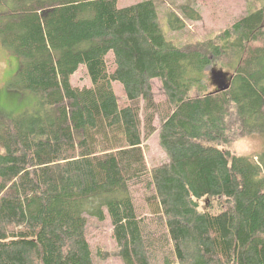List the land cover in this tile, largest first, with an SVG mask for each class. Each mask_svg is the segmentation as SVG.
Here are the masks:
<instances>
[{
	"label": "trees",
	"instance_id": "1",
	"mask_svg": "<svg viewBox=\"0 0 264 264\" xmlns=\"http://www.w3.org/2000/svg\"><path fill=\"white\" fill-rule=\"evenodd\" d=\"M119 2L0 0L1 42L21 59L6 88L36 97L0 110V264H264V151L231 149L264 134V5L182 44L155 0ZM181 10L173 31L201 19ZM138 61L162 101L120 103ZM82 67L88 87L72 82ZM155 135L166 161L150 168ZM93 220L113 252L93 249Z\"/></svg>",
	"mask_w": 264,
	"mask_h": 264
},
{
	"label": "rangeland",
	"instance_id": "2",
	"mask_svg": "<svg viewBox=\"0 0 264 264\" xmlns=\"http://www.w3.org/2000/svg\"><path fill=\"white\" fill-rule=\"evenodd\" d=\"M140 0H120L121 10H125L130 4ZM159 7L160 21L162 29L169 39L177 43L186 44L198 40L213 37L218 31L231 25L238 18L257 11L264 5V0H155ZM182 7H192L199 11L201 19L198 21L186 20V28L182 31H173L168 21L170 12L177 14L181 18H185L182 14ZM247 14V15H248ZM127 22L123 19V26ZM132 47L135 49V40L129 38ZM135 52V51H134ZM135 59H138L135 54ZM137 62L140 82L135 88L125 91L122 86L115 84L114 88L117 97L121 102H128V98L132 101L138 100L143 103L154 93L155 99L162 101L163 96L160 92L161 85L159 81L150 82L144 71ZM21 59L11 52L5 50L0 39V110L11 115H17L25 110H30L36 101L34 94L26 92L18 94L7 90L6 85L13 79L20 68ZM223 71L220 65L216 64L210 72ZM74 86L88 87L90 81L85 74V67H82L72 79ZM127 94V95H126ZM165 101V99H164ZM157 127L160 125L158 121ZM234 142L231 149L237 155L255 156L264 151V134L243 136L239 133L233 135ZM146 146V147H145ZM145 157L150 168L166 161V156L158 145L157 135L152 137L144 145ZM139 191V192H138ZM137 197L143 198L144 192L138 190ZM206 201H202V207H205ZM112 230L108 224H100L96 221L90 222L88 235L93 249L96 251L102 247L105 252H113L115 249L112 239ZM177 251V250H176ZM178 254V253H177ZM97 264H101L97 261ZM106 264H120L116 258L111 259Z\"/></svg>",
	"mask_w": 264,
	"mask_h": 264
}]
</instances>
